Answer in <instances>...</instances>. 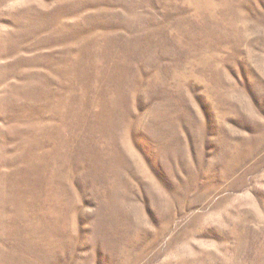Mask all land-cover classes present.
I'll return each instance as SVG.
<instances>
[{
	"label": "rangeland",
	"instance_id": "1",
	"mask_svg": "<svg viewBox=\"0 0 264 264\" xmlns=\"http://www.w3.org/2000/svg\"><path fill=\"white\" fill-rule=\"evenodd\" d=\"M0 264H264V0H0Z\"/></svg>",
	"mask_w": 264,
	"mask_h": 264
}]
</instances>
